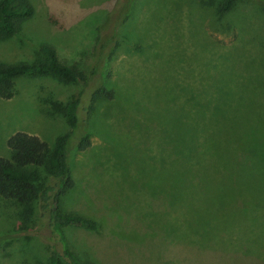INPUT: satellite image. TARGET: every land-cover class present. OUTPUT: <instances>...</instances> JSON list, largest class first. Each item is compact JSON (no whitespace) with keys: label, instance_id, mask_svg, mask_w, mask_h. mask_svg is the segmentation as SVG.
<instances>
[{"label":"rangeland","instance_id":"1","mask_svg":"<svg viewBox=\"0 0 264 264\" xmlns=\"http://www.w3.org/2000/svg\"><path fill=\"white\" fill-rule=\"evenodd\" d=\"M29 1L30 17L0 39V63L48 44L81 77L16 78L0 99V155L15 131L52 144L67 131L60 107L78 95L60 208L99 227L64 228L77 256L264 264V1L236 0L223 16L221 0ZM100 87L113 98L88 111ZM12 216L0 199V264H46Z\"/></svg>","mask_w":264,"mask_h":264},{"label":"trees","instance_id":"2","mask_svg":"<svg viewBox=\"0 0 264 264\" xmlns=\"http://www.w3.org/2000/svg\"><path fill=\"white\" fill-rule=\"evenodd\" d=\"M235 3L236 0H221L216 14L225 15ZM32 12L29 0H0V39L16 33L20 23ZM80 75L52 46L41 44L37 47L36 58L30 62L0 63V99L7 100L14 95L18 77H51L75 82ZM100 98L111 100L113 93L103 87L97 88L91 94L88 111L93 110L94 102ZM78 106V95H71L60 107L67 131L56 136L52 144L34 134L15 131L6 138L5 153L0 155V199L12 208L16 228L23 234L21 239L28 240L23 246L31 244L30 241L36 242L46 255V264H96L77 256L64 228L77 226L95 231L98 223L60 208L61 197L74 184L66 164L65 144L78 125ZM88 146V138L80 137L77 149L82 151Z\"/></svg>","mask_w":264,"mask_h":264}]
</instances>
